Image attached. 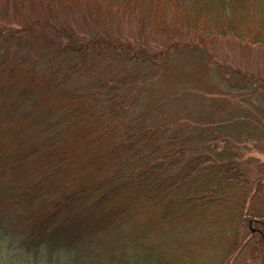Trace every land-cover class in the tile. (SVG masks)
Listing matches in <instances>:
<instances>
[{"label":"trees","instance_id":"trees-1","mask_svg":"<svg viewBox=\"0 0 264 264\" xmlns=\"http://www.w3.org/2000/svg\"><path fill=\"white\" fill-rule=\"evenodd\" d=\"M43 1L0 0L19 15L0 14V246L10 241L31 264H195L186 234L220 224L232 236L217 264H237L230 256L250 239L231 226L233 214L253 217L252 243L264 249V214H243L256 189L228 141L196 153L205 135L170 122L151 100L155 88L136 67L151 64L148 52L78 34L50 10L62 0ZM108 3L142 26L154 15L162 33L170 28L154 56L204 37L264 45V0ZM232 74L229 88L253 89V76ZM213 244L202 246L215 256Z\"/></svg>","mask_w":264,"mask_h":264},{"label":"rangeland","instance_id":"rangeland-1","mask_svg":"<svg viewBox=\"0 0 264 264\" xmlns=\"http://www.w3.org/2000/svg\"><path fill=\"white\" fill-rule=\"evenodd\" d=\"M42 4L46 6L47 0ZM51 6L54 18L72 26L78 34L88 36L97 32L99 35H112L128 40L133 47L139 46L135 49L148 52L151 64L146 66L145 62L136 67L145 70L148 89L155 88V96L152 95L151 100L165 106L170 122L181 121L186 132L205 135L206 139L192 146L196 153L208 151L205 147L209 144L215 143L217 148H221L225 145L224 140L228 141L226 144L235 154L236 165L245 173L247 188L251 194L256 189L254 196L249 197L243 214L248 217L247 213L256 209L264 214V45L232 37H204L189 48H176L175 45L164 56H154L151 50L158 47L156 42L166 46L169 38L173 37L170 28L162 33L154 15L142 26L136 18L110 6L108 0H62L60 5ZM13 13L11 7L0 5L2 18L5 15L14 19L19 17ZM7 17L4 19H11ZM234 70L253 76V89L229 88L228 83L236 78L232 74ZM227 209L233 211L229 206ZM220 214L217 211L209 216L218 219ZM231 217V226L239 225V235L244 240L250 239V248L231 255V261L264 264V249L259 248L258 251L260 245L254 247L251 240L256 238L253 217L249 216L248 222L238 221L233 214ZM196 225L199 224L193 226ZM7 229L5 232L9 234ZM230 236L231 233L227 234V229L219 224L196 227L195 236L186 234L184 239L194 248L191 253L195 264H217L220 259L216 258L218 248ZM204 241H208L210 246L214 241L215 256L210 253L211 248L207 252L202 246ZM11 244L9 241L6 246H0V264H31L26 254Z\"/></svg>","mask_w":264,"mask_h":264}]
</instances>
